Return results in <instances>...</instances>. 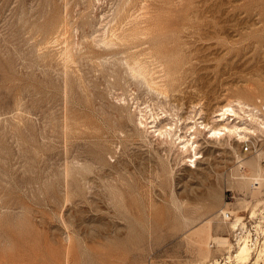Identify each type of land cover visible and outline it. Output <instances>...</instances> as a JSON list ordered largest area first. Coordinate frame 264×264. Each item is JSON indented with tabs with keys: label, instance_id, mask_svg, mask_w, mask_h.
Here are the masks:
<instances>
[{
	"label": "rangeland",
	"instance_id": "374dc122",
	"mask_svg": "<svg viewBox=\"0 0 264 264\" xmlns=\"http://www.w3.org/2000/svg\"><path fill=\"white\" fill-rule=\"evenodd\" d=\"M128 1L0 0V201L31 209L20 234L0 221V242L16 245L0 264H239L232 223L255 215L264 181L253 191L237 161L260 154L264 178V133L216 141L205 129L193 166L192 150L152 130L187 138L229 101L230 124L264 115V0ZM251 241L247 264H264V240Z\"/></svg>",
	"mask_w": 264,
	"mask_h": 264
},
{
	"label": "bare ground",
	"instance_id": "6f19581e",
	"mask_svg": "<svg viewBox=\"0 0 264 264\" xmlns=\"http://www.w3.org/2000/svg\"><path fill=\"white\" fill-rule=\"evenodd\" d=\"M128 1V0H127ZM143 1V0H142ZM124 2H126V1H124ZM129 2V1H128ZM144 2V1H143ZM146 2H148V1H146ZM131 3V2H130ZM133 3V2H132ZM141 3V2H140ZM125 4H127V2L125 3ZM133 5H135V4H133ZM123 6V5H122ZM121 6V7H122ZM140 7H141V5H139ZM133 7V6H132ZM137 7V6H136ZM145 8V7H144ZM121 9V8H120ZM124 9H126V8H124ZM132 10V9H131ZM142 10H145V9H142ZM117 11V10H116ZM138 11H141L140 10V8H139V10ZM125 12H126V10H125ZM129 12V11H128ZM131 12V11H130ZM130 12H129V14H130ZM136 12V11H135ZM134 12V13H135ZM117 13H118V11H117ZM119 13H121V11L119 12ZM125 14V13H124ZM128 14V15H129ZM119 14H117V16H118ZM120 15H122V14H120ZM119 15V16H120ZM126 15V14H125ZM124 15V16H125ZM144 15V14H143ZM123 16V15H122ZM127 16V15H126ZM126 16H125V18H126ZM130 19L131 17H127V19ZM124 19V18H123ZM127 19H125L124 20V22L127 20ZM128 19V20H129ZM135 19V18H134ZM114 20V19H113ZM66 21V20H65ZM132 21V20H131ZM136 21V20H135ZM123 22V23H124ZM128 22V21H127ZM63 23V22H62ZM62 23H60V24H62ZM130 23V22H129ZM145 23V22H144ZM135 24V23H134ZM138 24H139V22H138ZM117 25H118V21H117ZM122 25V24H121ZM133 25V24H132ZM60 26H62V25H60ZM60 26H58V27H60ZM64 26V25H63ZM65 26H67V25H65ZM126 25H124L123 26V28L125 27ZM128 26V25H127ZM139 26H140V24H139ZM58 27L56 26V28L58 29ZM68 27V26H67ZM117 27V26H116ZM119 27H121V26H119ZM64 28V27H63ZM128 28H130V27H128ZM134 28V27H133ZM137 28V27H136ZM56 29V30H57ZM60 29V28H59ZM113 29H115V28H113ZM145 29V28H144ZM61 30H62V28H61ZM65 30H68V28L67 29H65ZM119 30V29H118ZM139 30V29H138ZM63 31H64V29H63ZM121 31V30H120ZM130 31V30H129ZM145 31V30H144ZM113 32L114 31H112V35H114L113 34ZM139 32V31H138ZM141 32V31H140ZM115 33V32H114ZM132 33V32H131ZM118 34V33H117ZM139 34V33H138ZM120 35H122V33L120 34ZM119 35V36H120ZM124 35V34H123ZM128 35H129V33H128ZM132 35H134V34H132ZM131 35V37H133ZM144 35V34H143ZM114 36H116V35H114ZM114 36H113V38H114ZM126 36V35H125ZM139 36V35H138ZM121 37V36H120ZM119 37V38H120ZM128 37V36H127ZM130 37V36H129ZM127 38V39H130V38ZM144 37V36H143ZM146 37V36H145ZM106 38V40L109 42V39L107 38V37H105ZM119 38H116V40L117 39H119ZM124 38V37H123ZM123 38L121 39V40H123ZM152 38V37H151ZM106 40H104V42L106 41ZM112 39H110V41H111ZM120 40V39H119ZM119 40H117L116 41V44L119 42V45H120V43H121V41H119ZM125 41H126V39H124ZM112 41H114L115 42V38H114V40H112ZM129 41V40H128ZM132 41H133V39H132ZM134 41H135V39H134ZM108 42L106 43V44H108ZM113 42V43H114ZM138 42V41H137ZM150 42V41H149ZM111 42H109V44H110ZM112 43V44H113ZM123 43H124V41H123ZM127 43H129V42H127ZM133 43V42H132ZM143 44V43H142ZM111 45V44H110ZM109 45V46H110ZM115 45V44H114ZM146 45H147V43H146ZM149 45V44H148ZM151 45V44H150ZM113 46V45H112ZM124 46V45H123ZM133 46V45H132ZM159 46V45H158ZM119 47H122V46H119ZM125 47H127V46H125ZM143 47V46H142ZM155 47V46H154ZM156 48V47H155ZM127 49V48H126ZM140 49H141V47H140ZM120 50H121V48H120ZM132 50H133V47H132ZM134 50H135V48H134ZM124 51V50H123ZM129 52L131 51V50H128ZM128 51L126 52V53H128ZM152 51H153V49H152ZM151 51V52H152ZM132 52L133 51H131L130 53L132 54ZM135 52H136V50H135ZM138 52V51H137ZM142 52V51H141ZM126 53H124V55L126 54ZM148 53V52H147ZM143 54H144V52H143ZM129 55V54H128ZM126 56H127V54H126ZM125 56V57H126ZM135 56H137V55H134V58H135ZM145 56V55H144ZM150 56V55H149ZM153 56V55H152ZM127 57H129V56H127ZM131 57V56H130ZM132 58V57H131ZM130 58V60H133V59H131ZM137 58V57H136ZM135 58V62H137V60L138 59H136ZM139 58V57H138ZM162 58V57H161ZM170 58H171V56H170ZM118 59H119V57H118ZM122 59V58H121ZM128 59V58H127ZM127 59H125V60H127ZM144 59V58H143ZM146 57H145V61H146ZM168 59V58H167ZM116 60V59H115ZM129 60V59H128ZM127 60V61H128ZM129 60V61H130ZM148 60H149V58H148ZM161 60H163V59H161ZM117 61V60H116ZM128 61V62H129ZM140 61V60H139ZM143 60H141V62H142ZM145 61H144V64H146L145 63ZM118 62H121V60L120 61H118ZM128 62H126V64L128 63ZM133 62V61H132ZM134 62V63H135ZM141 62H138L137 64H140ZM146 62H148V61H146ZM150 63V62H149ZM125 64V65H126ZM148 64V63H147ZM175 64V63H174ZM128 65V64H127ZM129 65H130V63H129ZM128 65V66H129ZM132 65V64H131ZM150 65V64H149ZM170 65V64H169ZM133 66V65H132ZM140 66H142V65H140ZM137 67V66H136ZM143 67H145V65L144 66H142V68L141 67H138L137 69L136 68H134L133 67V70H136L135 72L137 73L138 72V74L139 75H143V76H146V75H144V70H143ZM148 67V66H147ZM176 67V66H175ZM129 68V67H128ZM130 68H131V66H130ZM177 68V67H176ZM150 69V68H149ZM148 69V70H149ZM173 69V68H172ZM126 70H128V69H126ZM110 72H112L113 73V71H110ZM128 72V71H127ZM134 72V73H135ZM133 72H132V74H134ZM149 73V72H148ZM152 73V72H151ZM129 74V73H128ZM131 73H130V75H132ZM146 74V73H145ZM150 74V73H149ZM118 75V74H117ZM115 77H116V75H114ZM133 76V75H132ZM135 76V75H134ZM149 77V76H148ZM173 77V76H172ZM176 76H174V78H175ZM151 78V77H150ZM174 80V79H173ZM176 80V79H175ZM141 82H142V80H140ZM164 81V80H163ZM179 81V80H178ZM138 82H139V80H138ZM174 81H172V83H173ZM144 83H146V81H144L143 80V84ZM171 83V84H172ZM175 83H177V82H175ZM148 84V82L146 83V84H144V85H147ZM149 84H150V82H149ZM148 84V85H149ZM163 84H164V82H163ZM163 84H161V85H163ZM169 84V83H168ZM167 85V84H166ZM176 85V84H175ZM142 86V85H141ZM149 86H151V85H149ZM148 86V87H149ZM173 86V85H172ZM144 87H146L147 88V86H144ZM150 88H152V87H150ZM149 88V89H150ZM157 89V88H156ZM165 89H167V88H165ZM169 89V88H168ZM155 90V89H154ZM164 89L162 88V87H158V90H156V91H159V92H157V94L159 93H161V94H163V96L165 95V97H168L166 94H165V91L166 90H164ZM174 90V89H173ZM151 91H152V89H151ZM170 92V91H169ZM232 101V100H231ZM238 101H240L239 102V104L241 105V100H238ZM230 102V101H229ZM228 102V104L225 106H223L222 108H221V113L220 114H218L217 116H220V117H222V119H218L217 121H216V123L215 124H213V125H208V124H204L203 123V121L202 122H195L194 121V123L195 124H193L192 126H190L189 127V129L188 130H190L191 129V134L190 135H188V137L186 138V136H187V134H185L186 133V131H185V133H184V131H183V133L185 134H183L182 135V128L181 127H179V133H181V134H179V133H177L178 132V130H176L177 128L175 127L176 125L175 124H173V126L175 127V128H173L172 126H169L168 128L166 127V125H162V123L160 122V125L159 124H157V120H154V122L153 123H156L155 124V126H153L155 129L154 130H152V133H156V135L157 136H159V137H161L162 139H164V140H167V139H169V141H170V143H174V137H176L175 138V140H179L180 142V144L178 145L179 147H180V145H181V152L183 151V152H188V151H190V150H192V152H193V156H192V158L190 159V163H192L193 164V166H196L195 164H196V161H197V159L200 157V152H197V147H198V144H197V142H196V138L198 137V136H200V135H202V133H203V130H205V129H207L208 130V132H206V133H208V134H210V136H209V138H215V140H216V138H221L222 136H224V135H229V136H231V135H235L234 137H236V135L239 137V140H240V142H242L243 140H247V135H248V137H249V134H251V133H255L257 130L260 132H263L264 133V115L263 116H260L259 114H257L258 112H259V110H256V112H254L253 111V109L251 110V111H248L247 113H248V116H249V118L250 119H248V120H250V123L248 122V120L247 119H245L246 121H244V122H242L243 123V125H239V124H237V123H234L233 122V124H232V122H231V124L230 123H228L227 122V120L229 119V116H235V115H237V112L235 111V108L236 107H233L230 103ZM238 104V103H237ZM234 106H236L235 104H233ZM239 105V106H240ZM238 106V105H237ZM240 108V107H239ZM243 108H244V105H243V107H242V105H241V110H243ZM250 108V107H249ZM254 108V107H253ZM237 110H239L238 108H236ZM258 109V108H257ZM247 110V109H246ZM245 110V111H246ZM248 110H250V109H248ZM244 111V112H245ZM240 112H238V114H239ZM239 116V115H238ZM141 117H143V116H141ZM230 117V118H231ZM261 117H263V118H261ZM237 118V117H236ZM238 118H240V117H238ZM233 119V118H232ZM231 119V120H232ZM243 119V120H244ZM242 120V121H243ZM141 121V120H140ZM156 121V122H155ZM142 122V121H141ZM247 122H248V125H247ZM255 123L256 125L255 126H257L256 128H255V126L253 127V126H251L252 124L251 123ZM145 123V122H144ZM172 125V124H171ZM250 125V126H249ZM151 126V127H152ZM178 127V126H177ZM188 128V127H187ZM187 128H186V130H187ZM147 129V128H146ZM149 130V129H148ZM193 130V131H192ZM147 131V130H146ZM181 131V132H180ZM189 131H187V133H188ZM190 133V132H189ZM253 134H251V135H253ZM192 136V137H191ZM158 137V138H159ZM189 137H191V138H189ZM205 137H207V136H205ZM208 138V137H207ZM209 138H208V140H209ZM162 139L160 140V141H162ZM163 140V141H164ZM207 140V139H206ZM225 140V139H224ZM168 141V140H167ZM211 141V140H210ZM217 141V140H216ZM200 142V141H199ZM237 142H238V139H237ZM165 144H168V143H166V142H164ZM176 143H178V142H176ZM223 143H226V142H224L223 141ZM221 144V143H220ZM200 145V144H199ZM222 145V144H221ZM224 145V144H223ZM222 145V146H223ZM170 146V145H169ZM226 146V145H225ZM172 147V146H171ZM179 147H178V149H179ZM231 147V146H230ZM235 148V147H234ZM172 150V149H171ZM180 152V153H181ZM184 154V153H183ZM182 154V155H183ZM187 155V154H186ZM197 155H199V156H197ZM264 155V154H263ZM189 156V155H188ZM188 156L186 157V158H188ZM260 154H257V157L258 158H253V157H250V158H243V160L241 159V160H239V161H237V163H238V172H240L239 173V179L240 180H242L243 182H247L248 180H251V179H256V180H258L259 182H257V181H254V183H253V185L255 184V182H257V183H260V181L262 180V181H264V178H262L261 177V172H262V169H261V166H260V164H259V162H258V159L260 158ZM184 157H185V155H184ZM183 158V157H182ZM185 158V159H186ZM183 160V159H182ZM189 160V159H188ZM187 161V160H186ZM189 165V164H188ZM190 166V165H189ZM246 168H248L249 169V171H246ZM89 181V180H88ZM94 183V182H93ZM107 184V183H106ZM111 184V183H110ZM251 184H252V182H251ZM96 185V184H95ZM250 185V184H249ZM97 186V185H96ZM251 186V185H250ZM260 187L261 186H259V187H254V186H251V189L253 190V191H256V190H260ZM110 190V189H109ZM95 192V191H94ZM112 193V192H111ZM258 193V192H257ZM118 197V196H117ZM119 199V198H118ZM117 203V202H116ZM225 205V204H224ZM227 206V205H226ZM256 208V207H255ZM222 210H220V212H221ZM254 211V210H253ZM255 213V211L253 212V214ZM211 221V220H210ZM238 222H241V219L240 218H237L233 223H232V229L234 230V231H237L238 230V227H237V224H238ZM212 224H211V222H207V223H205V224H203V225H201V226H199L196 230H194L193 232L194 233H192V235L193 236H200L201 234H203V233H209V232H211L212 231ZM205 236V235H204ZM204 236L202 237V238H198L197 240H202L203 238H204ZM239 236V239H238V243H237V245H238V249L236 250V253H235V255H234V257H235V259L237 260V262L239 263V264H247L248 263V261L250 260V258H251V248H250V238H249V235H238ZM237 236V237H238ZM67 237V236H66ZM201 237V236H200ZM252 242V241H251ZM223 244H225L226 243V241H223L222 242ZM252 244H253V242H252ZM264 244V243H263ZM264 246V245H263ZM260 253H262V252H260ZM264 253V252H263ZM263 255V254H262ZM259 256V255H258ZM261 256V255H260ZM264 256V255H263ZM228 259H230V257H228ZM261 259V258H260ZM263 259V258H262ZM198 264H219L218 263V261H216V262H213V263H198Z\"/></svg>",
	"mask_w": 264,
	"mask_h": 264
},
{
	"label": "built area",
	"instance_id": "2783aa9c",
	"mask_svg": "<svg viewBox=\"0 0 264 264\" xmlns=\"http://www.w3.org/2000/svg\"><path fill=\"white\" fill-rule=\"evenodd\" d=\"M264 141V140H263ZM261 142V140H260ZM259 141L246 142L245 151H252L253 149L261 148ZM264 167V161L262 162ZM259 185L255 182L254 186ZM264 190V189H263ZM260 198H263L258 206L254 216L250 213L248 216L242 217L241 222H238V230L234 232V241L236 242L237 235H249L250 243L254 240V243H259L264 240V193ZM220 218L223 222L230 223L235 220V216L230 209H225L220 212Z\"/></svg>",
	"mask_w": 264,
	"mask_h": 264
},
{
	"label": "clouds",
	"instance_id": "9594fccd",
	"mask_svg": "<svg viewBox=\"0 0 264 264\" xmlns=\"http://www.w3.org/2000/svg\"><path fill=\"white\" fill-rule=\"evenodd\" d=\"M31 217V209L27 207L12 208L5 207L0 201V221H6L11 230L17 234L22 233ZM16 249L15 241L11 237L0 242V254L12 255Z\"/></svg>",
	"mask_w": 264,
	"mask_h": 264
}]
</instances>
